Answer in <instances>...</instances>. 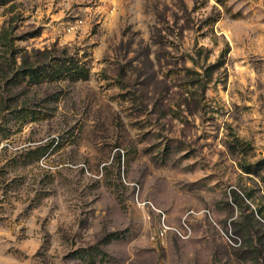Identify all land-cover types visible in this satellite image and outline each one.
<instances>
[{
  "label": "rangeland",
  "instance_id": "374dc122",
  "mask_svg": "<svg viewBox=\"0 0 264 264\" xmlns=\"http://www.w3.org/2000/svg\"><path fill=\"white\" fill-rule=\"evenodd\" d=\"M63 51L87 81L6 85ZM241 157L264 158V0L0 6V264H264Z\"/></svg>",
  "mask_w": 264,
  "mask_h": 264
},
{
  "label": "trees",
  "instance_id": "16d2710c",
  "mask_svg": "<svg viewBox=\"0 0 264 264\" xmlns=\"http://www.w3.org/2000/svg\"><path fill=\"white\" fill-rule=\"evenodd\" d=\"M13 1L15 0H0V6H4ZM8 52L11 53L10 55L12 57L18 53L12 50V46L9 47ZM11 72L10 78L9 76L6 78V85L19 91L21 89L52 85L65 81L70 83L84 82L87 81L90 76L89 67L78 56L70 55L65 51L62 52L61 56L48 55L42 62L38 61L36 63H29L28 61L23 60L21 61V65L18 68L11 70ZM52 110L53 109L48 106L39 105H24L16 107L14 110H10V108L8 109V111H11L9 114L13 116L12 119L21 124L47 120L51 117L50 112ZM229 151L234 156L236 153L235 146H229ZM236 163L238 169L243 174L255 178L261 186H264V158L251 162L246 157H241L236 158ZM243 191L246 200L253 199L254 191L252 189H243ZM232 193L233 195H236L235 190H233ZM247 210L249 211L247 214H241V217L243 216V222H235L234 225L239 228L240 232L243 231L248 236H251V232L259 235L262 227H264V207L258 203L254 211H251L249 207ZM255 215L258 219L255 218ZM257 226L258 228H256ZM109 237L112 239L117 238L118 236L116 233H111Z\"/></svg>",
  "mask_w": 264,
  "mask_h": 264
},
{
  "label": "built area",
  "instance_id": "2783aa9c",
  "mask_svg": "<svg viewBox=\"0 0 264 264\" xmlns=\"http://www.w3.org/2000/svg\"><path fill=\"white\" fill-rule=\"evenodd\" d=\"M167 230H168V227L163 224V226H161L159 229V234H158L159 237H163ZM237 240H238V238H237ZM239 244H240V241L237 243V245H239Z\"/></svg>",
  "mask_w": 264,
  "mask_h": 264
}]
</instances>
